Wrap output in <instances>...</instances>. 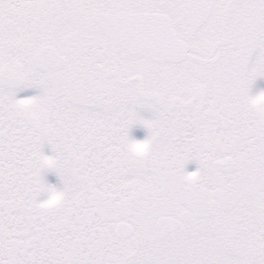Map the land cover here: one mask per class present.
<instances>
[{
	"label": "snow or ice",
	"instance_id": "snow-or-ice-1",
	"mask_svg": "<svg viewBox=\"0 0 264 264\" xmlns=\"http://www.w3.org/2000/svg\"><path fill=\"white\" fill-rule=\"evenodd\" d=\"M259 77L264 0H0V264H264Z\"/></svg>",
	"mask_w": 264,
	"mask_h": 264
},
{
	"label": "rangeland",
	"instance_id": "rangeland-1",
	"mask_svg": "<svg viewBox=\"0 0 264 264\" xmlns=\"http://www.w3.org/2000/svg\"><path fill=\"white\" fill-rule=\"evenodd\" d=\"M262 90H264V77H259L256 79V81L254 82L252 86L251 94L255 95ZM38 92L39 90L36 88L23 89L17 93V98L20 99V98H25L28 96L36 95L38 94ZM141 114L145 116L146 118H150L151 116V113L148 111H143ZM130 135L135 140H143L148 135V131L143 126L137 125L131 129ZM44 152L45 154H51L50 147L46 145L44 148ZM197 168H198V162L196 160H190L185 165L186 172H194L197 170ZM45 180L48 184L55 185L57 187L62 186L61 181L59 180V178L54 172H47L45 174ZM42 198H46V196Z\"/></svg>",
	"mask_w": 264,
	"mask_h": 264
},
{
	"label": "clouds",
	"instance_id": "clouds-1",
	"mask_svg": "<svg viewBox=\"0 0 264 264\" xmlns=\"http://www.w3.org/2000/svg\"><path fill=\"white\" fill-rule=\"evenodd\" d=\"M250 106L255 110H264V91H260L253 95L249 101ZM149 144H136L131 143L128 145V150L134 155H142L146 153L149 149ZM63 198V192L61 190H56L48 194V199L52 203H58Z\"/></svg>",
	"mask_w": 264,
	"mask_h": 264
}]
</instances>
